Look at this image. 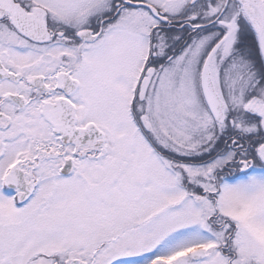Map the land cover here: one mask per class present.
Listing matches in <instances>:
<instances>
[{
    "label": "snow or ice",
    "instance_id": "snow-or-ice-1",
    "mask_svg": "<svg viewBox=\"0 0 264 264\" xmlns=\"http://www.w3.org/2000/svg\"><path fill=\"white\" fill-rule=\"evenodd\" d=\"M0 264H264V0H0Z\"/></svg>",
    "mask_w": 264,
    "mask_h": 264
}]
</instances>
